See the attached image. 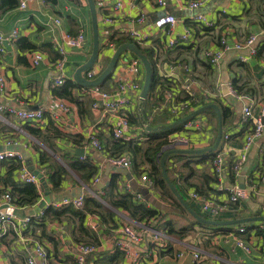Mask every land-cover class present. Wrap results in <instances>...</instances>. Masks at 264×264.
<instances>
[{
  "label": "crops",
  "instance_id": "crops-1",
  "mask_svg": "<svg viewBox=\"0 0 264 264\" xmlns=\"http://www.w3.org/2000/svg\"><path fill=\"white\" fill-rule=\"evenodd\" d=\"M43 1L36 0L26 9H21L19 4L11 9H0V32L8 34L16 26L20 30L19 39L15 44L8 45L7 52L0 56V70L6 77V89L0 90V102L7 108L38 109L48 107L58 98L52 92L56 85L54 77L58 71L52 64L53 50L49 44H53V36H59L61 30L71 34L82 30L88 39L84 50L68 49L64 68L66 80L72 78L76 68L88 59V54L93 49L92 20L88 2L58 0L52 5L46 0L44 3ZM116 1H96L99 28L104 27L103 16L110 12ZM191 1L194 0H164L160 5L158 0H122V8L116 16L118 20L109 28L111 31L114 28L116 32L123 28L145 32L149 36L140 44L150 47L154 46L155 39L160 36L159 30L154 28L155 18L163 13H173L179 18L175 28L165 34L167 42L174 36L179 43L170 50L164 48V43L155 47L163 51L160 53V65L155 58L159 75L173 81L172 85H176L179 98L182 97L179 91L183 90L184 83L191 84L196 102L191 111L213 102L218 104L221 110L228 109L230 115L223 120V137L214 153L172 151L205 148L215 143L218 135L215 128L219 119L211 112H203L193 119L197 122L195 126L187 129L183 127L169 136V143L157 155V160L161 161L159 156L162 152L171 151L166 160L168 175L190 207L201 216L215 220L264 216V181L259 177L264 173V133L246 147V136L253 127L255 118L247 122L242 120V109L250 100L255 101V116L259 113L260 104L264 103V0H207L198 8H191ZM18 2L20 3V0ZM49 14L61 18L62 25L54 27L44 23ZM198 14L212 21L214 27H201L200 22L191 25L190 20ZM140 15L144 17L143 22L138 21ZM188 26L194 31L192 38L189 42H182L180 35ZM251 33L258 35V53L246 62L241 60V56L247 55V50L228 51L220 64L215 66L205 59L204 49H218V38L222 34L240 40ZM29 45L34 46V50L46 52V60L37 67L31 64V51L25 50ZM112 54L104 58L106 64ZM132 56L136 55L131 52L122 55L111 78L104 81L103 89H112L118 77L133 78L123 67L125 60ZM235 85L239 86L241 93L237 92ZM73 94L80 96L76 89ZM208 94L210 97L206 98ZM160 95L154 90L146 103V114L152 125L169 122L175 116L169 107L162 105L160 100L163 96ZM85 100L83 97L80 105L73 103L72 114L61 124L50 114H47L41 123L30 124L9 112H0V148L3 147L0 151L8 150L16 144L20 145L22 151L27 153L24 156L21 152L30 169L37 172L44 169L47 172V175L45 173L42 176L43 200L39 194L40 199L36 204V207H42V211L45 207L53 206L50 203L61 201L54 200L60 194L73 195L78 188H88L89 191L83 192L82 195L96 197L105 208L111 209L114 212L112 220L103 219L96 212L85 211L82 218L66 212L60 219H45V232L41 231V226L34 224H31L23 236L12 229L0 242V264H28V255L34 244L38 243L45 247L49 264H74L79 242L92 243L98 248L87 264H264V221L251 220L238 223L240 225L201 226L194 222V216L189 211L186 213L177 206L163 189L156 184L150 186L141 179L145 173L151 177L149 162H142L136 167L133 154L132 167L123 168L127 170L126 173L118 172L115 169L117 167L108 161L111 155L108 148L114 139L112 125L117 123V116L93 110L91 99L89 98L88 103ZM138 105L139 103L133 102L124 112L133 110ZM30 126L40 129L43 138L31 134ZM144 127L133 124L124 138L135 140L139 146L144 147L150 139L144 133ZM57 130L59 135L54 134ZM93 130L104 145L101 150L89 142ZM225 135L228 138H225ZM75 138L81 141L76 144ZM183 138L191 143H184ZM79 148L84 149L83 155H78ZM220 153L224 156V162L218 168L214 159ZM76 157L91 161L98 168L97 173L89 183H84L70 171L64 176L62 186L53 188L49 172H54L57 165L67 167V160ZM13 161L5 160L0 164V195L11 190L6 175ZM18 172L19 169H14L11 176L13 180L21 182ZM113 178L118 185L116 195L129 193L136 203L145 204L158 211V225L152 220L147 224L138 222L126 209L112 208L102 194ZM241 182L246 185L250 196L233 203L230 189ZM195 192L202 197H194ZM48 197L51 198L50 202L46 201ZM207 200L220 204V212L214 214L206 210ZM126 224L134 226L142 233V241L138 247L130 246L141 252L142 260L139 263L129 259L126 247L118 246L125 238L121 228ZM145 225L162 233L166 242L163 250L156 251L153 248L150 232L145 231ZM188 225L192 228L182 229ZM241 226L247 228L244 233L238 232ZM238 238L246 241L251 249L250 253L238 244ZM195 251L201 252L197 261L193 256ZM181 252L185 253L184 257L178 256Z\"/></svg>",
  "mask_w": 264,
  "mask_h": 264
},
{
  "label": "built area",
  "instance_id": "built-area-1",
  "mask_svg": "<svg viewBox=\"0 0 264 264\" xmlns=\"http://www.w3.org/2000/svg\"><path fill=\"white\" fill-rule=\"evenodd\" d=\"M36 0H20L19 7L21 9L28 8ZM95 3L102 2L103 0H94ZM207 0H194L189 3L191 8H198ZM45 0L43 1V3ZM158 3L162 5L164 0H158ZM122 0H117L115 4L110 9L108 14L103 16L102 22L104 27L99 28L100 35V47L99 55L96 59L93 66L86 71L85 75L88 79L97 78L106 67L104 58L109 57L118 47V38L119 35H130L133 39L142 43L145 41L149 35L140 30L123 28L116 30H110L109 26L116 23L117 14L122 8ZM138 21L143 22V15L138 16ZM192 21L200 22L205 28H213L214 24L212 21L208 20L202 14L194 15ZM179 18L173 13H163L157 16L153 22L154 28L158 31L160 36H165L166 33L172 31L175 26L178 24ZM49 26L60 27L62 25V20L59 17H55L52 14L47 16V19L44 20ZM162 32V34H161ZM193 30L191 27L185 28L184 32L180 35V40L182 42H189L193 35ZM20 30L18 26L14 27L13 30L8 33L0 32V56H3L7 52V46L13 45L19 39ZM258 35L256 33L249 34L246 38L237 40L231 38L228 34H222L218 38V49L205 48L203 51L205 59L212 65L220 64L221 60L224 58L226 52L231 50H247L248 54L241 56V60L246 62L250 57L256 56L258 53L257 48ZM53 47L59 54V57L55 60H52L54 69L58 71L57 75L54 77L56 85H62L66 81L64 75V68L66 66V57L68 55V49H77L84 50L88 45V39L86 34L81 30L77 34H71L61 30L59 36H53ZM179 43L174 36L170 40L164 43V48L170 50ZM163 51L161 49L155 50V58L158 59V65H160L162 59H160V53ZM46 52L43 50H33L31 51V64L34 67L39 66L46 60ZM51 60V59H50ZM124 61V59H123ZM125 70L130 72L133 75L132 79H124L118 77L115 85L110 90L103 89L100 85L93 87H81L77 90L78 94L84 98H90L92 101V109L104 112L105 114L117 116V123L112 125V133L115 138H122L126 136V133L130 131L132 125L130 123L127 112H124V109H128L133 102L139 103L140 100V91L142 89L144 81V68L140 59L136 56L127 58L124 62ZM176 87V86H175ZM177 88V87H176ZM6 89V77L4 73L0 70V90ZM181 92H184L190 95L192 98L188 101H181L177 98L178 93L176 90L165 89L163 92L162 105L170 108L172 114L175 116H181L183 114L189 113L192 107L195 105L194 100V90L191 89V84L184 83V88ZM210 97V94L206 95V98ZM190 103H192L190 105ZM196 103V102H195ZM255 101L250 100L242 109V120L247 122L251 118H255L253 127L248 131L246 136V147H248L255 139L260 138L264 133V103L260 104L259 113L255 116L254 113ZM74 110L73 103H70L64 98H57L54 103L50 104L48 107H41L38 109H14L7 108L0 102V112H9L10 114L16 115L19 119L29 122L30 124L41 123L45 119L47 114L56 120L58 124H61L63 121L68 119V116L72 114ZM196 121L191 119L187 121L184 125V128H190L196 125ZM89 142L98 149H103L104 145L99 141L97 137V132L93 130L89 136ZM225 138H228L225 135ZM183 142L190 144L191 141L183 138ZM11 143V142H9ZM5 160H16L20 162V168L18 172V178L21 182L33 183L37 186L38 192L41 195V200H43V186H42V176L47 172L43 169L41 172L31 170L30 167L26 164L25 159L21 152L15 150H4L0 151V164ZM110 164L130 169L133 165L132 162V153L125 151L123 153H118L110 155L108 157ZM224 162V156L222 153L218 154L214 159V164L220 168ZM259 177L264 181V173L260 174ZM141 179L148 182L150 186H154L155 181L149 177L146 173L142 175ZM98 180V178H97ZM231 201L233 203L238 202L239 200L249 198V192L246 188H241L239 185L230 189ZM194 197L201 198L202 196L195 192ZM205 199V198H204ZM14 197L11 194L10 190L2 193L0 195V208L3 205H8L14 209L13 213H2L0 214V242L2 238L7 235L10 230H15L20 236H23V233L26 232L31 224L33 223L34 218L40 220L43 217L44 212L41 210L40 213L35 215H26L20 216L17 214L18 210H28L29 208L36 207L35 205L28 207H18L14 202ZM53 206H64L72 205L76 208H83L85 204V196L80 195L78 197H66L59 202L50 203ZM205 209L216 214L220 212L222 206L220 204H215L213 201L207 200L205 204ZM145 231L150 232L151 239L150 242L153 244V248L158 250H163L166 247V242L163 240L162 233L156 229H153L147 225L144 226ZM246 230L244 226L239 227V232L243 233ZM121 232L124 234L125 238L118 246L126 247L127 256L131 258L134 262H140L142 260V254L137 248L138 244L142 241V233L138 231L134 226L126 224L121 228ZM238 244L246 251L251 252L250 247L247 245L246 241L243 239H237ZM130 246H134L131 247ZM98 250L97 246L92 243L79 242L77 244V252L75 256L74 264H87L88 259L92 254ZM30 252V251H29ZM179 257H184L185 253L181 252L178 254ZM195 260H199L201 257V252L195 251L193 253ZM28 264H49L48 254L45 247L41 244H34L33 250L28 255Z\"/></svg>",
  "mask_w": 264,
  "mask_h": 264
},
{
  "label": "trees",
  "instance_id": "trees-1",
  "mask_svg": "<svg viewBox=\"0 0 264 264\" xmlns=\"http://www.w3.org/2000/svg\"><path fill=\"white\" fill-rule=\"evenodd\" d=\"M48 3H51L52 5H54L58 0H46ZM76 2H79L80 0H73ZM85 2H87V0H84ZM19 2L18 0H1V5H0V9L2 10H6V9H11L14 8L16 6H18ZM191 21V25L193 23V25H195V21ZM198 24V23H197ZM201 25V24H200ZM201 27H204L201 25ZM210 29V28H208ZM115 33V32H114ZM73 34H77V33H73ZM118 44H122L125 42H135L136 44H138V46L142 49V51L146 54V56L149 58V60L151 61V64L153 66V83H152V87L150 90V95L149 97L143 101L142 104V113L144 115V119L147 121V123L149 125H152L151 121L148 119L147 114H146V103L149 102V99L151 97V94L153 93L154 90H157L162 96H163V92L165 89H172V90H176V85H172L173 81H171L170 78H164L161 77L158 73L157 70V66H156V61H155V47L161 46L163 43L166 42V36H159L155 39L154 41V46H150V47H146L141 45L139 42L133 40L132 38L128 37L126 34H123L121 36H119L118 38ZM53 50V55L52 58L53 60L57 59L59 57V54L57 53V51L54 49L53 44H49ZM159 49V48H157ZM25 50H29V51H33L34 50V46H27V48ZM107 65V64H106ZM111 76L108 78L110 79ZM107 81V80H106ZM104 83V82H103ZM103 83L100 85L101 87L103 86ZM236 90L238 93H241V89L239 88V86L235 85ZM79 88H81V86H79L72 78H68L64 84L62 85H55V87L52 88V92L55 96L59 97V98H64L66 100H68L70 103H75L76 105H80V103H82L81 99H83V97L77 96L75 94H73L74 89L78 90ZM152 92V93H151ZM180 94H182V97L179 98V96H177L178 99H180L181 101H188L190 100L192 97L184 92L179 91ZM160 95V97H161ZM85 102L88 103V98H85ZM140 103V100H139ZM213 103V102H210ZM210 103H206L204 105L210 104ZM192 103H190L191 105ZM193 104L196 105V103L194 102ZM203 106V105H202ZM131 110V109H130ZM128 110V117L130 120L131 125L136 124L139 126H143L144 124L141 120L140 117V113H139V109L138 107L133 109V110ZM193 112V111H189ZM203 112H211L213 114L214 117L218 118L217 112L214 108H208L200 113H197L195 115H193L191 118H189L188 120L177 124L173 127H170L168 129H158V130H154V131H147L146 128L144 127V133L146 135H148L150 137L149 141L147 142V144L144 147L139 146V143L135 140H126L124 137L122 138H115L113 136V140L111 143L110 148H108V152L111 155L114 154H118V153H123L125 151H129L132 153V155L134 154V165L136 167H139L142 162H149L150 163V176L152 177V179L155 181L156 185L159 186L161 189H163L164 193H166L168 196H170L175 204L177 206H179L184 212H188V210L183 206V204L177 199V197L173 194V192L171 191L165 177L163 174V170H162V166H161V161L157 160V155L162 151V148L169 143V136L179 130H181L185 123L191 119H194L198 114H201ZM188 114V113H186ZM183 114L181 116H173L172 120H170L169 122L163 123V124H169L171 122H174L175 120H177L178 118L186 115ZM222 114H223V120H225L226 117H228L230 115V111L226 108L222 109ZM161 124V125H163ZM154 127L159 126V125H152ZM219 128V121L216 124V133L218 132ZM57 129V128H56ZM29 131L31 134H33L34 136L38 137V138H43L42 136V132L40 131V129L38 128H34L33 126L29 127ZM54 134L59 135L60 132L59 130H57V132H54ZM113 135V133H112ZM81 140L80 139H74V142H76V144H78ZM214 153V152H213ZM213 153H207L208 155H213ZM165 154V152H162V154L159 156V158ZM143 159V161H142ZM67 167L62 166V165H57L55 168L54 172H49V180L52 183L53 188L58 189L60 186H62L63 184V179L64 176L66 174H68L70 171H72L73 173H75L79 179L84 182V183H89L92 179V177L97 173V167L94 166L91 161L87 160V159H82L80 157H76L72 160H67ZM21 163L17 162L16 160H14L11 164V167L8 170V174L6 175V177L8 178V182L11 185V194L14 197V202L17 204L18 207H28V206H32L38 203L39 199H40V195L37 189V186L33 183H26V182H18L12 179V172L14 169H19L20 168ZM118 185L115 181V178L112 179V181L110 182L109 185H107L106 188L103 189V194L102 197L104 199H106L110 205L112 206L113 209L116 210H120L121 208L126 209L132 216V218L138 222L141 223H146L148 221H155V223L158 225L159 223V213L156 209H151L149 207H147L145 204H138L136 203L133 198L132 195L129 193H124V194H119L116 195L115 191L117 189ZM85 211L87 212H96L99 213L103 219L112 220V216L114 214V212L109 209V208H105L102 204V202L100 200H98L96 197H92V196H85V204H84V208L83 209H77L72 205H64L61 207H54V206H49V207H45L44 208V215L42 218H40V220L34 218L33 223L32 224H38L40 225L41 231L45 232V219L48 218H52V219H60L61 215L66 213V212H70L74 215L77 216H81L84 217ZM109 220V221H111ZM194 222H196L197 224H200L201 226H207V223L204 222H200L198 221L196 218H194ZM169 224V222H168ZM241 224V223H240ZM237 224V225H240ZM209 226V225H208ZM245 227V226H244ZM191 227V225H188L182 229L184 230H189ZM43 229V230H42ZM247 229V228H246ZM246 231V230H245ZM244 231V232H245ZM239 232V231H238ZM243 232V233H244ZM241 233V232H239Z\"/></svg>",
  "mask_w": 264,
  "mask_h": 264
},
{
  "label": "water",
  "instance_id": "water-1",
  "mask_svg": "<svg viewBox=\"0 0 264 264\" xmlns=\"http://www.w3.org/2000/svg\"><path fill=\"white\" fill-rule=\"evenodd\" d=\"M87 2L89 5V9H90V13H91V20H92L93 49L88 54V59L76 68V70L74 71V73L72 75V79L79 86H82V87H93V86L101 85L106 79H108L110 76H112V74H113L116 66L118 65V62L120 61V58L122 57V55L125 52H131L140 59V61L142 62V65L144 67V81H143L142 89L140 91V103L138 105V109H139L141 120H142L146 130L147 131H154V130H158V129H168L170 127H173L177 124H180V123L188 120L189 118H191L193 115H195L197 113H200V112H202L208 108H214L217 112L218 119H219V130H218V135H217L215 143L212 146L205 147V148L174 149L172 151L177 152V153H203V152L216 151L219 147L221 140H222L223 131H224L222 110H221L220 106L216 103H210L207 105H203L200 108L194 110L193 112H190V113L178 118L174 122H171L169 124L159 125L156 127L149 125L147 123V121L144 119V115L142 113V104H143V101H145L148 98L149 92L151 90L152 83H153L154 71H153V66L151 64V61L146 56V54L142 51V49L138 46V44H136L135 42H125V43L120 44L117 47V49L113 52V54L109 60V63L107 64L105 69L102 71V73L97 78L88 79L86 77L85 73L95 63V61L98 57V54H99V47H100V35H99V25H98V20H97L96 3L94 0H87ZM263 122H264V118H263ZM8 150H15V151L23 153L22 147L20 145H17V144L9 147ZM77 153H78V155H83L84 149L79 148L77 150ZM170 154H171V151H166L165 154L162 156V159H161V166H162L164 177H165L171 191L176 195L178 200L184 205V207L186 209H188V211L198 221L207 223L209 225H216V226L234 225V224L243 223V222H247V221H251V220L264 221V216H262V215L256 216L253 218H241V219H237V220H215V219L206 218V217L201 216L200 214L196 213L190 207V205L187 203V201L183 198V196L180 194V192L178 191V189L176 188V186L174 185V183L172 182V180L170 179V177L168 175V172L166 169V160ZM115 169L118 172H125V173L127 172V170H124L123 168L117 167ZM100 186H102V183L100 184ZM239 186L241 188H246V185L242 182ZM78 189L79 190L77 191L76 194H75V192H73V195L70 193L60 194L57 198H54V200H58V199L63 200L66 197H78V196L82 195L83 192L89 191L88 188H84V189L78 188ZM46 201L50 202L51 198L48 197L46 199ZM41 209H42L41 206L36 207V208L32 207V208H29L28 210H18L17 214L20 216L35 215L36 213L40 212ZM13 211H14V209L8 205H3L0 208V214H2V213H13Z\"/></svg>",
  "mask_w": 264,
  "mask_h": 264
},
{
  "label": "rangeland",
  "instance_id": "rangeland-1",
  "mask_svg": "<svg viewBox=\"0 0 264 264\" xmlns=\"http://www.w3.org/2000/svg\"><path fill=\"white\" fill-rule=\"evenodd\" d=\"M0 149H3V147H1ZM26 154H27L26 151L23 150V155L26 156ZM76 193H77V192H75V194H76ZM34 225H36V226H40V225H38V224H34Z\"/></svg>",
  "mask_w": 264,
  "mask_h": 264
}]
</instances>
